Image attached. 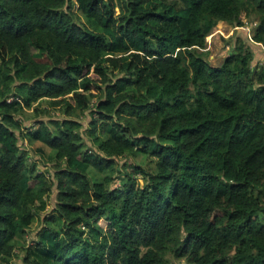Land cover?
Returning <instances> with one entry per match:
<instances>
[{"label":"trees","instance_id":"obj_1","mask_svg":"<svg viewBox=\"0 0 264 264\" xmlns=\"http://www.w3.org/2000/svg\"><path fill=\"white\" fill-rule=\"evenodd\" d=\"M263 60L264 0H0V264H264Z\"/></svg>","mask_w":264,"mask_h":264},{"label":"rangeland","instance_id":"obj_2","mask_svg":"<svg viewBox=\"0 0 264 264\" xmlns=\"http://www.w3.org/2000/svg\"><path fill=\"white\" fill-rule=\"evenodd\" d=\"M117 12V10H116ZM79 14V13H78ZM80 20L82 22H84V18L80 15ZM243 29H247L246 31H248V37L251 38V36L253 35V28H250L249 26H245V28ZM236 33V32H235ZM234 29L226 24H218L215 28L214 31H212L210 33V35L207 37V42H206V49L210 52L209 55V62L213 65V66H218L222 63L223 59L225 58L228 50H229V46L227 44V41L232 37V35L234 36ZM241 34V33H238ZM261 52V51H259ZM255 53H258V50H255ZM262 63L264 64V60L262 61ZM40 104H42V107H45L46 104L44 101L40 102ZM55 115L59 116L60 112L59 110H55ZM26 114L29 116L30 114H32V110L26 111ZM82 123L84 125V127L87 125V121H85L84 119H82ZM24 145L27 146L28 150L30 153H32L31 151V147L30 145H28L26 142L24 143ZM146 157L142 156V155H138L136 157H131L130 161L127 162V164L129 165L130 163L135 164V165H140V166H144L146 165ZM127 171H131V169L129 167H127ZM138 182L140 185H142V181L140 179V177H137ZM53 196L48 200L47 199V207H46V213H48L49 211H51V209L54 208V200L52 199ZM101 225L104 224L103 221L100 222ZM38 224L35 221L32 225H31V230H35L37 228ZM12 264H21V260L20 259H15L13 261Z\"/></svg>","mask_w":264,"mask_h":264},{"label":"built area","instance_id":"obj_3","mask_svg":"<svg viewBox=\"0 0 264 264\" xmlns=\"http://www.w3.org/2000/svg\"><path fill=\"white\" fill-rule=\"evenodd\" d=\"M256 25V23H253L252 25L251 24H249V23H245L244 24V27L243 28H245V26H249L250 28H253L254 26ZM244 30H247V29H244Z\"/></svg>","mask_w":264,"mask_h":264}]
</instances>
